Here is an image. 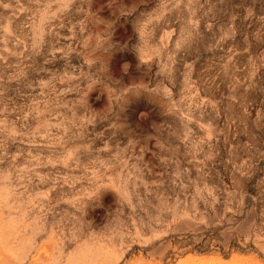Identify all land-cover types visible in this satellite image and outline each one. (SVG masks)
<instances>
[{"label": "rangeland", "instance_id": "obj_1", "mask_svg": "<svg viewBox=\"0 0 264 264\" xmlns=\"http://www.w3.org/2000/svg\"><path fill=\"white\" fill-rule=\"evenodd\" d=\"M0 264H264V0H0Z\"/></svg>", "mask_w": 264, "mask_h": 264}]
</instances>
